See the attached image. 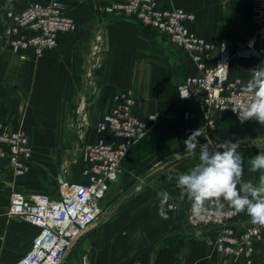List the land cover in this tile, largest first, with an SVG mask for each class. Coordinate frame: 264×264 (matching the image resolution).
Wrapping results in <instances>:
<instances>
[{
    "label": "crops",
    "instance_id": "crops-1",
    "mask_svg": "<svg viewBox=\"0 0 264 264\" xmlns=\"http://www.w3.org/2000/svg\"><path fill=\"white\" fill-rule=\"evenodd\" d=\"M37 1L43 0H0V119L10 130L22 127L29 135L27 128L33 126L30 110L40 105L45 107L42 113L57 117L62 124L70 121L74 106L82 117L101 120L115 96L130 91L137 98L140 117L170 114L148 139L129 152L121 176L120 195L122 198L128 193L130 198L124 208L116 211L112 221L87 233L73 251H79L81 246L87 253L77 252L75 264H83L85 255L89 256L90 264H245L216 252L217 229L189 225L190 205L186 198H181L175 179L198 162L199 149L193 156L184 153V142L193 132L201 131L198 144L211 141L210 147L225 141L239 142L238 151L247 159L259 154L256 142L264 141V126L254 119L241 123L237 114L223 113L218 116L211 139H206L203 119L186 121L179 102L178 87L187 77L198 74L197 64L168 36L146 31L135 20L101 12V7L121 0H70L67 12L79 25V31L61 34L58 48L40 59H20L7 45L3 29L5 13L7 10L21 13ZM159 1L164 8H179L194 14L195 20L189 27L209 42L225 43L230 50L254 28L253 0ZM225 14H231L233 20H226ZM242 18L248 22L245 29ZM97 42L99 45H95ZM262 62L264 54L260 59H235L231 79L248 81L251 69ZM207 63L213 65L211 60ZM88 75H95L89 96L85 91ZM26 91H31L29 98H23ZM65 125L63 132L68 131ZM91 131L96 142L114 140L97 129ZM166 155L170 156L165 159ZM259 175L248 172L246 166L243 178L257 182ZM17 186L28 195L40 190V183L32 173L18 180L9 175L0 184L3 264L8 250L15 246L19 224L18 218H13L18 216H9L10 203L5 198ZM162 191L170 194L168 219L158 214V193ZM115 198L114 203L121 199ZM236 223L254 225L245 213H240ZM28 231L32 240L38 234L35 227ZM256 261L264 264V241L257 245Z\"/></svg>",
    "mask_w": 264,
    "mask_h": 264
},
{
    "label": "built area",
    "instance_id": "built-area-1",
    "mask_svg": "<svg viewBox=\"0 0 264 264\" xmlns=\"http://www.w3.org/2000/svg\"><path fill=\"white\" fill-rule=\"evenodd\" d=\"M69 1H37L21 13L7 10L3 29L10 51L22 60L40 59L58 48L61 34L78 32L79 25L67 12ZM100 10L135 20L146 31L168 36L193 59L199 72L179 85V102L186 121L203 119L206 139L210 140V134L217 129L220 114H236L232 107L239 108L247 103L240 94L247 81L231 79L230 71L235 59L263 58L264 0H253L254 28L234 50L225 43L215 44L199 36L189 27L195 20L194 14L179 8H164L159 0H121ZM209 60L213 65H208ZM169 116L168 113H154L140 117L135 95L131 91L119 93L96 126L99 133L108 134L114 140L101 139L85 147L84 182L68 184L61 179L58 197L39 192L28 195L20 188L12 189L9 216L26 218L38 229L31 249L17 264H66L91 228L100 223L104 203L113 184L123 175L129 152L148 139L157 124ZM34 153L27 132L22 127L10 130L0 119V184L9 175L16 180L28 175ZM239 215L232 209H225L222 217L212 216L200 222L189 213L188 222L192 227L219 231L215 244L218 254L242 260L245 264H260L256 261V253L258 243L264 241V226L238 225ZM83 264H90L89 256L83 257Z\"/></svg>",
    "mask_w": 264,
    "mask_h": 264
},
{
    "label": "clouds",
    "instance_id": "clouds-1",
    "mask_svg": "<svg viewBox=\"0 0 264 264\" xmlns=\"http://www.w3.org/2000/svg\"><path fill=\"white\" fill-rule=\"evenodd\" d=\"M240 94L247 103L232 107L239 121L255 119L264 126V62L251 69L250 79L242 86ZM201 134L195 131L184 142V153L188 156L196 155L199 149L198 162L175 179L181 198L189 202L193 219L206 222L212 216L219 218L229 207L237 213H245L252 224L264 226V151L261 150L264 141L258 139L259 154L246 159L238 151L239 142L225 141L210 147L211 141L198 144L197 137ZM246 166L248 172L260 173L257 182L243 178ZM158 198V214L168 219L170 194L162 191Z\"/></svg>",
    "mask_w": 264,
    "mask_h": 264
},
{
    "label": "rangeland",
    "instance_id": "rangeland-1",
    "mask_svg": "<svg viewBox=\"0 0 264 264\" xmlns=\"http://www.w3.org/2000/svg\"><path fill=\"white\" fill-rule=\"evenodd\" d=\"M225 19L230 21L233 20L231 14H225ZM241 20V25L244 29L247 28L248 22L243 18ZM95 45H99V42ZM94 77L95 75L87 76V86L85 90L87 96L91 95L93 92L94 85L92 82ZM30 94L31 91H26L23 94V98H29ZM27 100L28 99L24 101V104ZM27 108L30 109L29 106ZM44 108V106L40 105L30 110L33 111L30 114L33 126H28L27 130L31 143L34 145L35 153L32 169L28 175L32 173L36 177V182L40 183L39 193H44L51 197H58L60 196L58 182L61 179L68 184L85 181L87 166L83 158L84 149L87 145L96 142L95 133L91 130L96 129L100 118H93L92 120L84 118L80 115L78 108L74 106L72 108L70 121L63 123L66 124L64 127L67 128L68 131L63 132V124L58 121L57 117L42 113ZM160 124L161 122H159L157 126ZM169 156L170 155H166L164 158L166 159ZM120 186L121 177L113 184L109 192L108 198L104 203V214L98 225L112 221L116 211L124 208L126 202L129 200L130 197L128 193L121 198ZM17 187L20 188L19 186ZM9 194L5 198L6 202H8ZM115 197H120L121 199H119L117 203H114L116 200ZM13 218H18V232L16 234V242H14L15 246H12L8 250V256L5 260L6 264H17L31 249L33 242L31 236H29L30 232L28 231L34 227L30 221L22 217ZM7 220H9V218ZM23 221H25V223ZM13 225L16 226V224ZM78 250L79 251H75L69 255L66 264L76 263L74 259L78 256L77 252H81L82 254L87 253L86 250H82L81 246H79ZM0 261L1 264H3L2 259H0Z\"/></svg>",
    "mask_w": 264,
    "mask_h": 264
},
{
    "label": "water",
    "instance_id": "water-1",
    "mask_svg": "<svg viewBox=\"0 0 264 264\" xmlns=\"http://www.w3.org/2000/svg\"><path fill=\"white\" fill-rule=\"evenodd\" d=\"M96 226L92 227L91 229H94Z\"/></svg>",
    "mask_w": 264,
    "mask_h": 264
}]
</instances>
